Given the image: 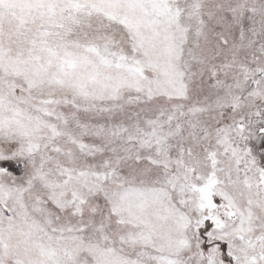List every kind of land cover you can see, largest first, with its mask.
<instances>
[{"label": "snow or ice", "instance_id": "6c2138e0", "mask_svg": "<svg viewBox=\"0 0 264 264\" xmlns=\"http://www.w3.org/2000/svg\"><path fill=\"white\" fill-rule=\"evenodd\" d=\"M0 264H264V0H0Z\"/></svg>", "mask_w": 264, "mask_h": 264}]
</instances>
